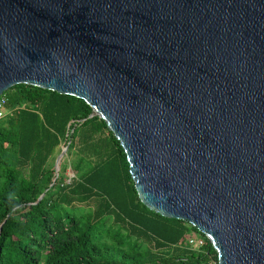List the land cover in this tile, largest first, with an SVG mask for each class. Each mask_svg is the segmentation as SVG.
Segmentation results:
<instances>
[{"label": "water", "instance_id": "1", "mask_svg": "<svg viewBox=\"0 0 264 264\" xmlns=\"http://www.w3.org/2000/svg\"><path fill=\"white\" fill-rule=\"evenodd\" d=\"M18 84L85 100L150 210L264 264V0H0Z\"/></svg>", "mask_w": 264, "mask_h": 264}, {"label": "trees", "instance_id": "2", "mask_svg": "<svg viewBox=\"0 0 264 264\" xmlns=\"http://www.w3.org/2000/svg\"><path fill=\"white\" fill-rule=\"evenodd\" d=\"M2 97L0 264H204L218 257L209 240L202 249L188 245L196 227L141 201L123 147L85 100L26 84Z\"/></svg>", "mask_w": 264, "mask_h": 264}, {"label": "built area", "instance_id": "3", "mask_svg": "<svg viewBox=\"0 0 264 264\" xmlns=\"http://www.w3.org/2000/svg\"><path fill=\"white\" fill-rule=\"evenodd\" d=\"M6 98L1 96L0 98V118L6 116L7 111L5 108ZM209 238L202 232L192 231L189 236L188 245L194 249H202ZM210 242V240H209ZM211 243V242H210ZM204 264H219L218 257L210 256L209 259Z\"/></svg>", "mask_w": 264, "mask_h": 264}, {"label": "rangeland", "instance_id": "4", "mask_svg": "<svg viewBox=\"0 0 264 264\" xmlns=\"http://www.w3.org/2000/svg\"><path fill=\"white\" fill-rule=\"evenodd\" d=\"M73 176H74V172L72 171V169L69 166L67 171H66V177H67L68 182H69L70 178H72Z\"/></svg>", "mask_w": 264, "mask_h": 264}]
</instances>
